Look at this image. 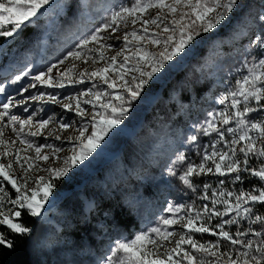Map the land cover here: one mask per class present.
<instances>
[{"label": "snow or ice", "instance_id": "obj_1", "mask_svg": "<svg viewBox=\"0 0 264 264\" xmlns=\"http://www.w3.org/2000/svg\"><path fill=\"white\" fill-rule=\"evenodd\" d=\"M55 7L54 0H0V37L19 35L38 15ZM153 9L155 14L149 15ZM238 9L239 0H129L112 11L105 22L81 39L73 50L46 70L32 74L31 82L17 89V95L23 97L28 93L27 97L16 100V96L6 93L0 84V95L4 96L0 100V125H3L0 127V148L3 149L0 151V193H4L0 196V226L7 229L6 232L0 231V254L14 248L15 237L31 234L27 219L42 217L45 205L54 198L57 182L70 178L69 173L89 160L109 133L116 134L113 129L119 130L153 77L181 53L187 55L185 49L193 45V41L198 43L197 37L202 33L219 30ZM259 19L264 21V16ZM129 23L133 30L117 36L121 27L126 29ZM113 39L122 43L116 46L119 50L115 55L108 56L107 52L114 45L107 42ZM257 40L264 48V38L257 37ZM149 45L161 50L150 51ZM89 53L93 55L89 56ZM69 59L84 63L89 60L104 62L105 66L92 71L86 68L77 74L73 63L66 70H60ZM54 70L58 71V77L53 75ZM28 75L29 71L23 73V76ZM23 76L16 75L12 83H19ZM85 78L92 82V86L66 95L67 103L62 102L57 93L32 95L29 92L37 85L63 89L77 83L85 84ZM29 100L59 105L64 112L80 117V126L76 129L78 135L63 138L56 134L73 127L71 118L63 122L49 116L36 121V110L25 107ZM262 101L264 58L250 64L245 62L244 74L236 79L229 93L218 100L223 107L209 113V118L189 137L196 145L201 162L197 164L188 159L179 179L195 191L193 176H216V187L211 182H203L198 199L206 203L198 207L169 204L166 212L170 216H161L156 226L136 234L131 240L120 242L107 264H264V230L249 226L258 223L264 226V215L254 214L256 205H264ZM83 105H90V109ZM13 108H22L28 116L22 118L12 111ZM253 113L258 115L252 116ZM54 122L58 124V129L50 133L54 139H67L74 145L60 166H55L59 160L55 154L64 151L62 147L36 145L28 139L29 136L43 135ZM3 128H10L15 139H4ZM201 135L211 137L203 144L202 150L197 145ZM17 141L26 145V149L13 151ZM45 148H51L54 155L42 154ZM28 149L34 150V156L22 157L21 151ZM6 157L12 159L5 162ZM50 159H53L52 166L41 168L36 164V161L47 164ZM178 160L184 162L186 157L181 154ZM253 160L257 162L255 165ZM14 164L23 175L15 174ZM40 172L46 175H38ZM170 172L176 175L174 170L170 169ZM251 179L259 183L245 187ZM226 183L239 187L226 189ZM6 185L15 190L14 198L7 194ZM245 221L248 223H242ZM175 225H180L183 231L177 233ZM232 226L234 230H230ZM195 234L201 237L207 234L215 239L202 242ZM173 237L178 238L173 241Z\"/></svg>", "mask_w": 264, "mask_h": 264}, {"label": "rangeland", "instance_id": "obj_2", "mask_svg": "<svg viewBox=\"0 0 264 264\" xmlns=\"http://www.w3.org/2000/svg\"><path fill=\"white\" fill-rule=\"evenodd\" d=\"M128 2L129 0H54L56 7L44 15H38L30 24V27L35 29V34L25 44L24 49L0 58V84L5 87L6 93L16 96V100L27 97L28 93L23 94V97L17 95V89L30 83L32 74L46 70L49 65L73 50L81 39L101 26L112 11L118 10L122 4ZM41 12H44V9H41ZM155 12L153 9L149 15H154ZM260 16H264V0H239V9L231 18L219 30L207 33L211 36L208 43L197 37L199 42L193 41L194 46L189 45L185 49L187 55L181 53L165 65H169L171 69L182 66V69L199 72L205 67L210 78L209 85L202 95L198 98L193 95L182 98L174 91L169 97L170 101H173L172 110L168 109L163 101L156 102L151 110H148V105L143 102H134L132 111L125 117L119 130L113 129L116 134L109 133L110 138L105 137V141L92 157L69 173L70 178L57 182L54 198H50L49 202L58 199L59 193L71 189L74 204L68 206V200L59 202L55 217L49 222L37 224L30 238V252L34 264H107L108 258L120 242L131 240L136 234L156 226L161 216H170L166 212L169 204L198 207L206 203L198 199L203 182H211L213 187H216V176H193L191 179L195 191L179 179L188 159L197 164L201 162V157L196 154V145L190 142L189 137L209 118V113L223 107L219 105L218 100L227 95L235 86L236 79L244 74L245 62L250 64L264 58V48L257 40V37L264 38V21L259 19ZM136 27L139 28L140 25L137 24ZM132 30L133 27L129 23L126 29L122 26L116 35L121 36L124 31ZM233 31L236 34H230ZM107 43L114 45L107 52L108 56H112L119 50L116 46L122 41L113 39ZM149 50L161 49L149 45ZM198 51L200 55L205 51L203 58L193 55ZM73 63L76 65L77 74L86 68L92 71L105 66L104 62L89 60L84 63L69 59L60 66V70H66ZM25 71H29L28 76H23ZM7 72L8 75L5 74ZM161 72L147 85L155 81ZM58 74V71L54 70L53 75L58 77ZM16 75H22L23 79L13 84ZM85 79V84L77 83L63 89L37 85L36 89H29V92L32 95H38L40 92L57 93L62 102L67 103L64 99L66 95L76 94L92 86V82ZM184 87L183 81L179 80L177 88L184 91ZM3 99L4 96L0 95V100ZM25 107L30 111L36 110V121L49 116H54L55 121L63 122H68L71 118L73 127L68 130L67 138L78 135L76 129L80 126L81 118L74 116V113L64 112L59 105L29 100ZM83 107L90 109V105ZM12 111L20 114L22 118L28 116L22 108H13ZM256 115L258 114H252ZM56 125L58 124L54 122L49 126ZM3 131L4 139H15L10 128H3ZM28 139L36 145L54 144L62 147L64 151L55 154L59 156L55 166L62 165L64 158L70 155V148L74 146L69 144L67 139L57 141L54 137L49 138L46 135L39 143L36 142L38 137L29 136ZM210 139L211 137L201 135L197 145L202 150L203 144ZM17 148L26 149V145L17 141L12 150ZM45 149L42 154L54 155L51 148ZM0 151L3 149L0 148ZM120 152L125 158L120 157ZM20 154L22 157L34 156V150L28 149ZM181 154L186 157L184 162L178 160ZM4 159L6 162L12 157ZM36 164L41 168L52 166L53 159L47 164L43 161H36ZM14 168L17 176L23 175L16 164ZM170 169L174 170L176 175H172ZM38 175L46 173L40 172ZM78 186L83 187L91 197L85 195V199L79 198L76 192L81 193L82 188ZM230 186L232 185L226 183L224 187L228 189ZM5 187L7 194L14 198L15 192ZM107 191L115 195L118 203L134 217L136 226L132 225L130 229H126L117 222L115 208L110 198H107ZM3 195L4 193H0V196ZM89 205H94L90 212L91 221L83 212V207ZM249 226L264 230V226L259 223ZM173 227L177 233L183 231L180 225ZM230 230H234V226ZM195 236L202 242L215 239L207 234L203 237L200 234ZM176 238L178 237H173L172 240Z\"/></svg>", "mask_w": 264, "mask_h": 264}, {"label": "trees", "instance_id": "obj_3", "mask_svg": "<svg viewBox=\"0 0 264 264\" xmlns=\"http://www.w3.org/2000/svg\"><path fill=\"white\" fill-rule=\"evenodd\" d=\"M6 27H11V25H6ZM35 29L30 27V24L23 29V31L13 37H0V58H4L5 56L13 55L15 52L22 51L25 47V44L30 41L34 33ZM230 34H236L234 33ZM230 36V35H227ZM200 38L203 39L206 43L211 40V36L202 33ZM226 39V38H225ZM205 53V51H203ZM202 53V54H203ZM202 54L200 55L199 51L195 52L193 55L200 58H203ZM203 66H205L203 64ZM184 68V67H183ZM209 75L207 74L206 68L204 67L201 72L190 70V69H182V66H179L175 69H171L169 65L165 67V69L161 72L160 76L157 77L155 81L145 86L144 91L141 93V100L148 105V110L155 106L156 102L163 101L168 109L172 110L174 108L173 101H170V95L175 91L182 98H189L190 95L198 98L204 92L206 86H208ZM179 80L183 81L184 91L183 89L177 88V83ZM186 88V89H185ZM264 103V101H262ZM120 157L125 158L124 154L120 152ZM255 165L257 162L255 160L252 161ZM101 172L102 171H99ZM243 175V173H241ZM253 183H259L255 179L248 180L245 184V187H250ZM74 184V183H73ZM72 184V185H73ZM9 189H11L10 185H6ZM81 186H78V188ZM239 187V185L230 186L229 188ZM82 188V192L77 191V196L79 198L85 199V195L89 198L90 194L84 191ZM15 192L14 189H11ZM107 198H110L111 202H113L112 206L115 208L116 219L117 222L125 227L126 229H130L131 226H136V222L133 216L129 214L127 209H125L121 204L118 203V200L115 195L111 192L107 191ZM60 197L58 199H54L49 204L45 205V211L42 213V217H34L27 219L28 226L32 229V232L28 236H17L15 237V246L13 249L4 250L2 254H0V264H34L31 252H30V238L35 232V228L39 223H46L51 221L58 210V203L63 200H68V206L74 204V198L72 197V190L63 191L59 193ZM106 198V199H107ZM94 205H89L83 207V212L90 219V212L93 209ZM255 214L264 215V205H256ZM0 231L6 232L7 229L5 226H0Z\"/></svg>", "mask_w": 264, "mask_h": 264}, {"label": "bare ground", "instance_id": "obj_4", "mask_svg": "<svg viewBox=\"0 0 264 264\" xmlns=\"http://www.w3.org/2000/svg\"><path fill=\"white\" fill-rule=\"evenodd\" d=\"M5 74L8 75L9 72H7V73H5ZM24 94H27V93H24ZM28 103H29V102H28ZM30 105H31V104H30ZM40 106H41V105H40ZM55 129H58V125H56L55 127H51V126H49L47 129L44 130V134H43V135L36 136V137H38V141H36V142H38V143L41 142L42 139H43V137H44L45 135L48 136L49 138H50V137H54V136L51 135L50 133L53 132V130H55ZM33 130H35V129H33ZM26 131H27V129H26ZM67 132H69V131L57 132L56 134H60V135H62L63 138H67V135H68ZM34 144H35V142H34ZM51 145H54V144H51ZM44 150H46V149H44Z\"/></svg>", "mask_w": 264, "mask_h": 264}]
</instances>
